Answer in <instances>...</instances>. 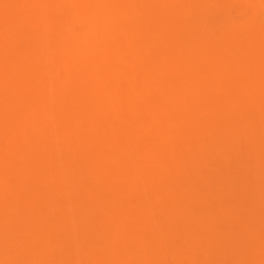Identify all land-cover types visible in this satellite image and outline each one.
I'll list each match as a JSON object with an SVG mask.
<instances>
[{
	"label": "rangeland",
	"instance_id": "1",
	"mask_svg": "<svg viewBox=\"0 0 264 264\" xmlns=\"http://www.w3.org/2000/svg\"><path fill=\"white\" fill-rule=\"evenodd\" d=\"M0 264H264V0H0Z\"/></svg>",
	"mask_w": 264,
	"mask_h": 264
},
{
	"label": "bare ground",
	"instance_id": "2",
	"mask_svg": "<svg viewBox=\"0 0 264 264\" xmlns=\"http://www.w3.org/2000/svg\"><path fill=\"white\" fill-rule=\"evenodd\" d=\"M118 12V11H117ZM253 25V24H252ZM191 51V50H190ZM152 58V57H151ZM67 59V58H66ZM100 100V99H99ZM99 103V102H98ZM154 159V158H153ZM252 165V164H251ZM2 168V167H1ZM126 170V169H125ZM104 220V219H103ZM84 224V223H83ZM10 241H12V240H10Z\"/></svg>",
	"mask_w": 264,
	"mask_h": 264
}]
</instances>
